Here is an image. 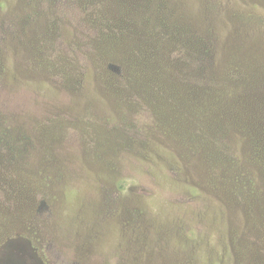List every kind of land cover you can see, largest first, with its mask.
Here are the masks:
<instances>
[{
    "label": "rangeland",
    "instance_id": "obj_1",
    "mask_svg": "<svg viewBox=\"0 0 264 264\" xmlns=\"http://www.w3.org/2000/svg\"><path fill=\"white\" fill-rule=\"evenodd\" d=\"M0 264H264V0H0Z\"/></svg>",
    "mask_w": 264,
    "mask_h": 264
}]
</instances>
